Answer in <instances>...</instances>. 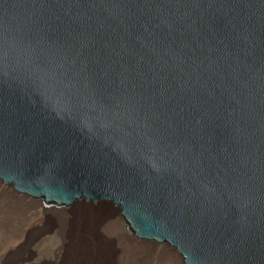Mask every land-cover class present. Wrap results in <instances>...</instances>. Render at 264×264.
<instances>
[{"label": "water", "instance_id": "water-1", "mask_svg": "<svg viewBox=\"0 0 264 264\" xmlns=\"http://www.w3.org/2000/svg\"><path fill=\"white\" fill-rule=\"evenodd\" d=\"M0 186L264 264V0H0Z\"/></svg>", "mask_w": 264, "mask_h": 264}, {"label": "bare ground", "instance_id": "bare-ground-1", "mask_svg": "<svg viewBox=\"0 0 264 264\" xmlns=\"http://www.w3.org/2000/svg\"><path fill=\"white\" fill-rule=\"evenodd\" d=\"M14 189V188H13ZM33 200L16 197V192L11 190L5 192L4 197H0V260L6 258L11 250L3 247L14 239L25 237L28 233V209L38 206ZM59 213L58 220H55L48 212H40L39 222L45 220L51 222L50 230L38 241L40 246L32 245V250H37L35 260L41 264H58L61 258L66 255V244L69 242V234L73 237L70 250V264H155L153 252L157 250L158 244L150 240H145L130 234L128 228L123 227L119 217L113 214L114 208L109 206H95L83 203L74 206L73 209ZM118 222L117 238L118 243H108L101 237L102 231L107 232V220ZM117 219V220H116ZM112 220V221H113ZM129 227V226H128ZM95 236L97 242L94 241ZM100 238L103 241H100ZM55 244L49 248L50 241ZM117 245V246H116ZM1 248H3L1 250ZM7 248V247H5ZM174 249V248H172ZM176 249V248H175ZM177 251V250H176ZM163 254V253H162ZM183 264L184 257L180 258ZM39 263V264H40Z\"/></svg>", "mask_w": 264, "mask_h": 264}, {"label": "rangeland", "instance_id": "rangeland-1", "mask_svg": "<svg viewBox=\"0 0 264 264\" xmlns=\"http://www.w3.org/2000/svg\"><path fill=\"white\" fill-rule=\"evenodd\" d=\"M11 190L12 192H16L14 189H9L5 186H0V197H4L5 192ZM32 201V200H31ZM91 205H94L93 203H89ZM114 208L113 214H115L117 217H119L121 224L123 227H127L130 234L133 236H136L134 231L128 227L129 224L125 220V218L121 214V209L120 207L116 205H112ZM59 210V209H58ZM48 212L49 216L53 217L55 220H58V215L59 213L56 211L55 208L44 206V205H38V206H32L31 208L28 209V214H29V219H28V233L25 237H20L17 239H14L10 243H7L6 246H4V249H8V247L11 249L9 253L7 254L8 256L4 258L2 261L0 260V264H39L40 262L35 260V250L33 249L32 245H41L38 243V241L41 240L43 235H50V233H47L48 230H50V223L49 221L45 220L44 222H39L38 219L40 218V212ZM113 220V219H112ZM112 220H107L109 223H106V229L107 232L111 233L113 237L110 235L105 234L106 232L102 231L101 237L105 241H108V243L112 242L113 244H117L118 238H117V221H112ZM117 220V219H116ZM72 235L69 234V242H67L65 248H66V255L68 257L61 258L60 262L58 264H70V250H71V241ZM95 236H91L90 238H94ZM138 237V236H137ZM139 238V237H138ZM100 238V241H103ZM97 238H94V241L97 242ZM55 244L54 240H51L49 245H51L49 248H52V246ZM117 246V245H116ZM7 247V248H5ZM1 248V250L3 249ZM174 248V249H172ZM175 249V247L171 245H166V244H158L157 245V250L153 252V261L155 264H182L181 263V257L182 255L178 252V250ZM163 253V254H162ZM56 261H54V264ZM41 264V263H40ZM183 264H185L184 259H183Z\"/></svg>", "mask_w": 264, "mask_h": 264}]
</instances>
